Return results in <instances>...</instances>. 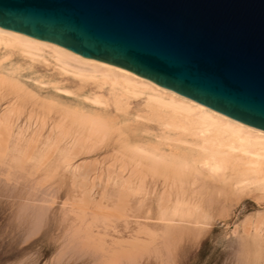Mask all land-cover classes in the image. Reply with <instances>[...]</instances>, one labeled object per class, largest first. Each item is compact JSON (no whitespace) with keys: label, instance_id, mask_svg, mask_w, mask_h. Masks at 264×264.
Returning a JSON list of instances; mask_svg holds the SVG:
<instances>
[{"label":"rangeland","instance_id":"obj_1","mask_svg":"<svg viewBox=\"0 0 264 264\" xmlns=\"http://www.w3.org/2000/svg\"><path fill=\"white\" fill-rule=\"evenodd\" d=\"M6 55L7 57H5ZM9 55L12 56L11 59L8 58ZM44 58L47 61L36 59L38 63L36 60V62H32L20 52H8L0 49V62L7 60L5 63L3 62V65L2 62L0 63V66L3 67H0V81L3 82L0 83V264H114L111 262H115L112 260L116 259L110 258V255L115 257L118 251H120V255H118L121 256L120 260L124 254V261L121 262L122 260H118L119 258L116 256L118 260L116 262L129 264L125 259L127 253H129L128 256L136 253L138 255L142 250L143 254L138 257L136 264H238L236 258H238V252L244 247L243 244L246 247V254L251 259H248L247 264H264V255L259 258L257 245L252 239L254 229L262 228L264 233V227L258 228V220L262 219L261 215V217L264 216V188L249 185L240 189L230 184L222 185L219 182H200L192 188H187L185 195L189 200L191 198L189 207L194 205L197 208V215L202 211V215L199 214L198 217L206 214L209 219L200 220L195 215L198 218L197 222H195V217H193L195 219L190 218L191 221L188 219L187 222L178 219L171 223L162 221L160 219L161 211L171 208L173 201L169 202V205H165L163 202L160 203V198L170 195L174 199L178 193L177 190L171 185L165 184L161 178L137 173L140 169L135 163L133 165V161L129 160V154L124 151L125 142L133 143L134 140H140L142 144L158 148L161 151L173 148L176 143L164 139L166 132L160 125L161 121L152 117L143 99L121 96L111 87L98 86V82H87L76 77L75 79L72 74H69L70 70H68V74H65L53 60L47 56ZM9 68L10 70H8ZM13 70L18 72L15 73ZM4 81H8L7 86L10 87H7ZM16 83L21 87L19 85L16 87ZM23 86L27 89L24 87L25 90H22ZM18 88L19 91L21 90L20 92ZM13 91L16 92V97ZM27 91L31 92L28 97H33L32 99L28 98L30 101H28L27 95H24ZM8 92H10L9 95ZM18 94L20 95L18 96ZM35 94L36 96H34ZM23 96H26V99ZM24 99L25 101H23ZM31 100H36L38 104ZM42 100L43 105L39 102ZM93 100L98 103H94ZM121 100L122 102H120ZM48 103H51L50 106L53 107L48 108ZM55 105L56 108L59 107L58 111L63 106V111L58 112ZM37 107L39 109L36 110ZM65 107L70 110L69 113L71 111L91 113L97 122L102 120V123L105 124L110 121L112 126L108 125L109 122L107 125L112 127V130L114 127V133L112 132L104 138V141L98 139V142L94 141L96 139H87L85 134H83L85 137L83 135L80 137L75 127H72L75 132L71 128L70 122L66 118L69 113ZM33 108H35V112L31 111ZM9 109L11 111H8ZM64 110L67 112L66 114ZM4 122L5 124H3ZM119 127L120 129L117 131L116 128ZM62 128L69 132L68 137L62 138L61 134H57L61 132ZM119 130L123 134L119 133ZM60 136L61 139L58 142ZM78 137L80 138L78 139ZM55 139L57 140L55 141ZM85 139H87L86 142ZM122 152H124L123 156L119 154ZM125 153L128 155L125 156ZM124 156L127 161L126 158L123 159ZM66 159L68 162L65 161ZM63 160L64 163L61 164ZM18 162L23 163L22 168H20V164L17 166ZM121 163L124 164L121 165ZM124 166L126 169L123 168ZM142 180H144L143 186L141 185ZM123 185L126 187L124 188ZM225 203L226 206H224ZM160 206H163L164 209H160ZM150 209H154L152 213ZM152 214L156 219L152 218L154 217ZM221 214H227L228 217L221 216ZM209 220L210 222L207 223ZM255 220L258 224L254 222ZM142 221L145 222L142 223ZM152 221L154 223L157 221V226ZM247 221L251 223L249 224L251 227L258 226L250 227L247 232L249 234L246 236L248 239H245L246 234L242 235L241 233L247 231L246 229L242 230L244 227H249ZM206 223L209 225L208 227ZM150 225L151 227H149ZM190 225L192 226L190 227ZM199 225H202V229ZM196 227L198 228L196 229ZM233 228L236 230H232ZM202 231L204 234H200ZM231 235L232 237H230ZM156 238L158 239L156 240ZM139 240H142L143 243ZM124 243L130 248L125 247ZM133 243H137L139 250H136L138 248H135ZM149 243H151V247H148ZM68 244H71L72 247L68 248ZM115 246L120 247V250ZM65 249L63 257L58 259L57 255ZM125 249H129L131 252ZM121 250L123 254H121ZM254 254L256 258L253 256Z\"/></svg>","mask_w":264,"mask_h":264},{"label":"water","instance_id":"obj_2","mask_svg":"<svg viewBox=\"0 0 264 264\" xmlns=\"http://www.w3.org/2000/svg\"><path fill=\"white\" fill-rule=\"evenodd\" d=\"M0 27L264 131V0H0Z\"/></svg>","mask_w":264,"mask_h":264},{"label":"bare ground","instance_id":"obj_3","mask_svg":"<svg viewBox=\"0 0 264 264\" xmlns=\"http://www.w3.org/2000/svg\"><path fill=\"white\" fill-rule=\"evenodd\" d=\"M1 48L6 50V51H8V52H14V51L20 52L22 55H24V57L26 56V59L29 58L30 59L29 61H32V62H34L36 59H39V61L46 60L44 58V56H47L48 58L53 60L56 63L57 66H59L60 70L63 71V73H65V74L67 73L68 74V70H70L69 74L70 75L72 74L73 78L76 77L79 80H84V81H87V82L88 81L98 82L99 83L98 86L111 87V89L114 92L120 94L121 96H124V97H127V98H138V99H143L144 100V104H145L146 108L148 109V111L150 112V114L152 115V117L158 119L159 121H161L160 125L162 126L163 130L166 132L164 139L167 140V141H170V142H175L176 145H174V147L171 148V149L169 148L168 151H161L158 148H153L152 146H147L145 144H142L140 142V140L139 141L138 140L137 141L134 140L133 143L131 141L125 142L124 151L129 154V158H130L129 160L133 161V165L135 163L137 168L140 169V171H138L137 173H139V174L140 173L141 174L142 173L150 174L151 176H154V177H157V178H161L165 184H169V185H171L172 188H175L177 190L178 193L176 194V196L174 195L175 196L174 199L171 198L170 195H167V196H164V197L160 198V203L163 202L165 205L166 204L169 205L168 203L173 201V206L171 208L165 209L164 211L163 210L161 211L160 219L162 221L171 223L172 221L178 219L179 221H186L187 222V220L190 219V218H193V217L196 218L195 215H197V208H195L194 205H193V207H189V204L191 202V198L189 200L188 197H186L185 193H186V189L187 188H192L193 186L197 185L200 182L201 183L219 182L222 185L230 184V185L238 187L240 189L245 188L246 186H249V185H255L258 188H264V131L252 128V127L247 126L245 124H242V123H240L238 121H235V120H233V119H231V118H229V117H227V116H225L223 114H220V113H218V112H216L214 110H211V109H209V108H207V107H205V106H203L201 104H198V103H196V102H194L192 100H189V99H187V98H185L183 96H180L179 94H177V93H175V92H173V91H171L169 89H166V88H164V87H162V86H160V85H158V84H156V83H154V82H152L150 80L142 78V77H140V76H138V75H136V74H134L132 72H129L127 70H124L122 68H119V67H116V66H112V65H109V64H106V63H103V62L95 61V60L84 59L81 56H78V55H76V54H74V53H72V52H70V51H68V50H66L64 48H61V47H59L57 45H54V44H51V43H48V42H45V41L36 40V39L30 38L28 36H24L22 34H18V33H15V32H12L10 30H7V29H4V28L0 27V49ZM5 57H7V55ZM11 57L9 55L8 58L11 59ZM20 57H21V55H20ZM8 58H7V60H8ZM22 59H24L23 56H22ZM2 60H4V59H2ZM6 61H3V62L5 63ZM3 62H2V65H3ZM32 62H30V63H32ZM37 63H38V61H37ZM1 68H3V67H1ZM8 70H10V68ZM13 71L15 72V70H13ZM7 72H9V71H7ZM12 72H11V74H13ZM16 72H18V71H16ZM5 75L7 76V74H5ZM11 77H12V75H11ZM6 78H8V77H6ZM6 78H5V80L9 79V78L8 79H6ZM13 79H14V77H13ZM6 82H5V84L7 86L8 85V81H6ZM41 82H43V81H41ZM0 83H3V82L0 81ZM36 83H38V82L36 81ZM5 84H3V85H5ZM16 84H17L16 87H18L19 84L18 83H16ZM3 85H2V87H3ZM36 85L38 86V84H36ZM36 85H35V87H36ZM7 87H10V86H7ZM19 87H21V86L19 85ZM24 87L25 86H23L22 90H25ZM38 87H36V88H38ZM10 89H12V88H10ZM97 89H98V87H97ZM18 91H19V88H18ZM28 91L25 92L26 94L24 93V95H27V99L28 98L32 99L33 98L32 96L28 97L31 94V92H29L30 93L29 94ZM97 92H99V91H97ZM9 93L10 92H8V95H9ZM13 93H14V91H13ZM20 94H18V96ZM32 94H34V93H32ZM14 95L16 97V92L14 93ZM13 96H11L12 99H13ZM34 96H36V94ZM112 96H113V94H112ZM23 97L25 98L26 96H23ZM38 97H40V96H38ZM113 98H115V97H113ZM12 99H9V100H12ZM25 99L23 101H25ZM30 99H28V101H30ZM34 99H35V97H34ZM87 99H89V98H87ZM31 101H33V100H31ZM34 101H35V104H38L36 102V100H34ZM39 102L42 103L43 100L39 101ZM93 102L96 103V104L98 103L96 100H93ZM120 102H122V100ZM51 103H48L49 104L48 108L51 107L50 106ZM52 104L54 105V103H52ZM27 105H28V102H27ZM42 105H43V103H42ZM58 105H60V104L58 103ZM27 107H25V108H27ZM29 108H30V106H29ZM55 108H56V105H55ZM55 108H54V110H55ZM34 109L35 108H33V110H31V109H29V110L35 112ZM37 109H39V107H37L36 110ZM40 109H42V108H40ZM56 109L58 111L59 107L56 108ZM60 109L61 110L64 109L63 106L60 107ZM65 109L69 113L70 110H67L66 107H65ZM46 110H47V107H46ZM61 110L58 111V112H61ZM8 111H11V109H9ZM66 111H65V114L67 113ZM37 112H39V111H37ZM52 112H54V111H52ZM6 113H8V112H6ZM53 114H55V113H53ZM92 115L93 114H91V113H84L83 111H81V112L71 111V113L66 115V118L69 120L71 128L75 127V130H77V134H79L80 137H81V135L85 134V136L89 140L90 139H96V140H94L96 142L98 139H103L101 141H104V138L108 137L114 131V127H113V130H112V127L108 126V125H111V122L108 121L110 123L108 125H107L108 122L104 124V123H102V120H100L101 118H98L100 120V122L95 121L94 120V116H92ZM95 117L97 118V116H95ZM67 119H65V120H67ZM109 119H110V117H109ZM104 120H106V119H104ZM104 120H103V122H104ZM110 120H112V119H110ZM2 121H3V119H2ZM59 122H60V120H59ZM3 124H5V122ZM67 125H68V123L66 124V127H67ZM70 125H69V127H70ZM9 127H10V125H9ZM60 129H61V127H60ZM116 129L118 131V129H120V127L116 128ZM60 131H61L60 133L59 132L57 133L58 135L61 134L62 138L68 137V133L69 132L66 129L62 128V130H60ZM73 131H74V129H73ZM2 132L6 133L5 131H2ZM33 133H34V131H33ZM119 133H121L120 130H119ZM121 134H123V133H121ZM32 135H31L30 139L32 138ZM48 136H49V134H48ZM61 136H60V138H58V142L61 139ZM85 136L83 135V137H85ZM73 137H75V135H73ZM80 137H78V139ZM4 138H6V137H4ZM2 139H3V137H2ZM72 139H74V138H72ZM87 139H85V142H86ZM56 140L57 139H55V141ZM74 141L76 142L78 140H74ZM4 146H5V144H4ZM1 147H3V146H1ZM46 152H47V150H46ZM115 153H117V152H115ZM29 154H30V152H29ZM119 154H122V156H123L124 152L119 153ZM128 154L125 153V156H127ZM70 155H71V153H70ZM122 156H120V157H122ZM125 156L123 157L124 160L126 158ZM44 158L46 159V157H44ZM11 159H12V156H11ZM23 160H21V161L23 162ZM65 161L68 162L67 159ZM126 161H127V158H126ZM15 162H16V160H15ZM63 163H64V160H63V162L61 164H63ZM129 163H131V162H129ZM9 164H10V162H9ZM15 164L17 165V163H15ZM19 164H20V168H22L21 165L23 163H19L18 162L17 166H19ZM122 164H124V163H121V165ZM65 165H66V163H65ZM113 167H114V165H113ZM123 168L126 169L125 166ZM18 170H20V169H18ZM121 170H122V167H121ZM119 172H121V171H119ZM52 174H54V172H52ZM28 176H30V175H28ZM143 181L144 180H142V184H141L142 186H143ZM126 182H127V180H126ZM138 182H139V180H138ZM124 183H125V181H124ZM127 185H128V183H127ZM162 185H163V183H162ZM123 187L125 188L126 185H123ZM225 187H227V186H225ZM164 188H166V187H164ZM255 191H257V189H255ZM259 193L261 194V192H259ZM162 194H163V191H162ZM256 194H257V192H256ZM160 197H161V195H160ZM243 201H244V199H243ZM237 202L238 201H236V203ZM261 203H263V202L261 201ZM123 204H125V203H123ZM162 204H160V205H162ZM232 204H233V202H232ZM238 204H239V202H238ZM165 205H163V206H165ZM224 206H226V203H225ZM162 207L160 206V209H164V207L163 208ZM228 207H229V204H228ZM150 210H151V213H152V211L154 209H150ZM243 210H244V208H243ZM198 211H201V210L198 209ZM228 211L230 213V208H229ZM147 213H148V211H147ZM201 213H202V211H201ZM201 213H199V214H201ZM226 213H228V212L226 211ZM199 214L197 215V217L199 216ZM252 214H249V215H252ZM258 214L260 215L259 212H258ZM223 215H226L228 217L227 214H223ZM223 215L221 214V216H223ZM255 215H257V213H255ZM261 216H260V218H262V219L258 220L259 224H258V222L256 220L254 221V222H257L256 224L259 225L258 226V225L255 224L256 227L258 226V228L261 227V226L264 227V218H263L264 216L263 217H261ZM151 217L152 216L150 215V219H151ZM248 217H246V218H248ZM152 218L154 219L155 216L152 217ZM195 218H193V219H195ZM198 218L200 220L202 219V220L206 221L205 219L207 217H206V214H205V216L203 215V216L198 217ZM198 218H196L195 222H197ZM210 218H211V215H210ZM256 218H258V217H256ZM207 219H209V218H207ZM134 220H136V219H134ZM219 220L221 221V219H219ZM147 221H149V220H147ZM190 221H191V219H190ZM248 221H247V224H248L249 227L248 228L244 227V229L242 228L243 231L245 229L247 230V231H244L246 233H244L242 230H240V231L243 232V233H241L242 235L246 234L245 237L249 234L247 232H248V230L251 227V225H249L251 223H249ZM250 221H252V220H250ZM143 222H145V221H142V223ZM208 222H210V220L207 221V223ZM245 222H243V223H245ZM146 223H148V222H146ZM146 223H144V224H146ZM150 223H151V221H150ZM152 223L156 225L157 221H156V223H154L152 221ZM238 223L240 224L241 222L239 221ZM181 224H179V225H181ZM184 224L186 225V223H184ZM132 225H134V224H132ZM155 225H154V228H155ZM159 225L161 226V224H159ZM187 225L189 226V224H187ZM210 225H213V224H210ZM241 225L243 226V224H241ZM191 226L192 225H190V227ZM195 226H198V225H195ZM199 226L201 227L202 225H199ZM208 226L209 225L207 224V227ZM242 226H240V227H242ZM149 227H151V225ZM203 227H204V225H203ZM197 228L198 227H196V229ZM235 228H236V225H235ZM235 228H233L232 230H234ZM201 229H202V227H201ZM222 229H224V228H222ZM254 230H255V232L253 231V236H252L253 238L252 237H250V238L254 239L255 244L257 245V248H258L257 252H259L258 256H259V258H261L264 255V233H263L262 228L261 229L260 228L259 229H254ZM141 231H139V232L141 233ZM203 232L204 231H202L201 233L199 232V233L202 234ZM148 234H149V232H148ZM208 235H209V231H208ZM242 235H240V236H242ZM137 236H138V234H137ZM221 236H223V235H221ZM230 237H232V235ZM212 238L214 239V237H212ZM157 239L158 238H156V240ZM245 239H248V238L246 237ZM252 239H251V241H253ZM102 240H105V239H102ZM139 241H141L143 243L142 240H139ZM225 241H226V239H225ZM146 242L148 243V241H146ZM155 242H157V241H155ZM221 242H223V241H221ZM125 243L123 245H125V247L130 248L129 245L127 246ZM230 243H231V241H230ZM128 244H130V242H128ZM136 244L137 243L134 244L135 248L137 247ZM139 244H141V243H139ZM146 244H145V246H146ZM150 244L151 243H149V245ZM211 244H213V243H211ZM68 245H69L68 248L72 247L71 244H68ZM233 245L235 246V244H233ZM131 246H132V243H131ZM151 246L152 245H150L148 247H151ZM196 246H198V245H196ZM243 246L244 247L241 246L242 249H241L240 252H238V258H236L238 260V264H247L248 259L251 260L249 258V255L246 254V252H245L246 247H245L244 244H243ZM117 247H116V249H117ZM131 248L133 249V247H131ZM155 248H157V247L155 246ZM118 249L120 250V247H118ZM146 249H147V246H146ZM128 250L129 249H127L126 251H128ZM136 250H139V248L136 249ZM65 251H66V249L63 250L61 253H59L57 255L58 256L57 258L61 259L63 257V255H64ZM129 251L131 252V250H129ZM142 251H140V253H138V255L136 253V254L131 255V256H128L129 253H127L128 255H126V257H125L126 261L129 264H136V262L138 260V257H140L143 254ZM191 251H192V249H191ZM224 251H225V249H224ZM101 252H102V250H101ZM116 252H117V250H116ZM119 252L120 251H118L117 255L115 253L114 256L115 255L116 256L120 255ZM145 252H146V250H145ZM121 254H123L122 250H121ZM250 254L252 255V252ZM216 255H218V254H216ZM222 255H223V253H222ZM111 256L112 255H110V258L116 259V260H112V261H115V262H111V263H114V264L117 263L116 261L120 260V257H121V256L120 257L118 256L119 259L117 260L116 256L115 257H113V256L111 257ZM209 256H210V254H209ZM253 256H255V254ZM106 257H108V256H106ZM123 257H124V254H123ZM123 257L121 259L122 261L120 260L121 262L124 261ZM214 257H216V256H214ZM255 258H256V256H255ZM117 264H119V263H117Z\"/></svg>","mask_w":264,"mask_h":264}]
</instances>
